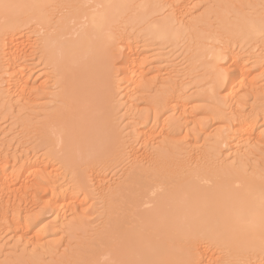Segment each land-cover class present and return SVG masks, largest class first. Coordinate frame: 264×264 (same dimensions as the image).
Masks as SVG:
<instances>
[{
  "label": "bare ground",
  "instance_id": "obj_1",
  "mask_svg": "<svg viewBox=\"0 0 264 264\" xmlns=\"http://www.w3.org/2000/svg\"><path fill=\"white\" fill-rule=\"evenodd\" d=\"M140 1L0 0V68L5 47L10 48L7 55L12 56V51L16 45L15 33L26 30L27 33L39 37L36 43L32 45V50L35 52L32 60L47 65L52 71L50 74L52 73L55 78V85L60 88L58 95L55 96L59 105H53L54 111L44 117L40 115L41 118L45 119L37 121L36 125L34 124L36 129L33 128V124H29L25 128V134L31 140L27 144L32 145L33 142L32 148L36 159L43 158L40 155L42 150L52 147L55 143L61 145L64 153L63 168L68 171L63 173L66 174V179L69 175L73 178H71V188L76 192L75 188L77 187L78 194L80 191L82 194L84 191H88L97 197L94 205L96 207L95 213L99 215L101 223L93 231L95 236L98 238L103 236L105 239L79 243L75 250V257L79 259L81 253H89L91 254L89 258L87 257V260L84 258L80 264L100 263L99 257L102 254L99 255L98 250L104 249L105 253L102 257L106 261L102 264H203L204 254L210 256V254L222 253L221 255L224 254L227 258L226 264H264V171L251 163V159L245 158L249 154H244V156L247 155L245 157L240 156V152L243 153L244 151L241 150L239 151L240 154L236 155L237 162L234 159L235 162L230 163L220 160L217 155L212 158L213 155L210 156L208 151V153H201L199 156L195 155L196 158L191 154L188 156L185 154L184 158H177L174 154L175 157H172V154H166L159 147H152V151H150L146 149L149 141L151 140L152 146L154 142L152 137L157 141L155 138L157 130L153 134L155 129L150 126L151 124L146 125L144 134L141 131L142 137L137 134L140 138L144 136L145 150L137 149L138 147L135 149L134 144L133 148H129L131 150L129 153L125 150L127 148V144L123 142L125 137L115 133L110 124V108L105 104V99L113 81L114 66L121 62L120 67L128 83L134 80L137 74L146 73L152 69L157 70L158 67H161V62L153 64L155 57H152L151 52H141L139 43H129V50L127 49L128 51L124 56L121 53V44L134 39L141 41L143 45L145 43L148 45L147 42L152 41L151 46L154 45L160 49L166 46L172 48L176 43L179 44L182 41L184 33L196 35L197 28L199 29L203 24L200 22L201 24L198 26V22L203 19L199 17L198 22L186 23L188 26H184L185 30L181 29L178 27L179 24L177 26L172 22V19L178 16L173 13L172 18L170 17L172 13L168 16H165L166 13L161 14V11L167 7L166 4L161 5L159 0H147L152 2L151 6L147 7ZM172 1L174 0L169 3L171 4ZM189 2L187 1L185 4ZM162 6H165L163 10ZM77 7L78 11L75 13H63V11ZM188 7L190 8V6ZM183 8L187 9L185 5ZM189 8L188 11L191 10ZM179 9L175 11L177 12ZM186 11L180 13L179 21L183 22L188 19L182 18L189 15V12L191 14V11L188 14ZM81 20L83 21L79 23L80 26L76 29L73 24ZM215 20L218 21L217 18ZM181 21L179 23H182ZM214 22L211 23V26L208 24L212 28L211 30L209 28L212 35L209 32V36L204 39V34L202 37L198 34V37L193 35L198 39L193 40L192 36L187 45V34L185 35L186 47L184 48L186 50L183 55H186L185 58H188L187 61L189 60L191 63H202L203 66H201L204 69L199 68L200 71L203 69L201 71L203 75L200 74L198 77L211 75V81L207 83L208 94L211 98L219 99L218 92L222 87H225L229 91L230 96H228L231 99L229 103L233 104L238 96V94L236 96L233 93L239 84L236 80L237 77H242L243 72L250 73L251 69L249 66L246 67V64H244L245 67L242 64L248 58H244L245 60L240 62L242 67L240 66L239 71L237 70L235 79L232 78L233 69L231 67V70L229 68L228 70L222 69V67L224 68V66L221 67L222 62L229 57L227 54L230 55V53H226L228 50L226 47L231 46V43L233 44V39L228 37L225 31L224 34H220L218 30H214L212 26ZM205 25L203 26L205 27ZM232 25L227 24L229 35H232L234 32L232 30L235 29ZM254 28L255 35L263 38L264 15L259 17ZM254 28L252 26L251 31ZM233 38L234 41L237 39L234 36ZM259 40L261 41V39ZM240 42L243 43V41ZM262 45L264 46V42ZM154 51L155 49L152 51L154 54L158 52ZM249 75L253 76L252 74ZM204 79L207 80L206 77ZM249 86L254 87L251 83ZM256 99L261 100L257 97ZM240 100L238 102L242 103V98ZM181 102V99H175L164 102L156 101V105L154 104L155 108L158 109L154 110L156 117L161 111V118H163V122L160 119L163 133L161 134L163 137L165 136V139L166 133L169 131L170 133H168L172 135L171 130L178 126H175L176 123H172L174 120L172 113L182 110L180 117L183 116V113L186 115L185 112L188 110L184 105L186 102H183L184 104ZM221 102H226V100L223 99ZM221 102L220 105H222ZM235 102L237 104L234 105L235 108L230 113L231 117L227 120L228 130L224 128L225 126L223 127L226 135H231L229 138L232 137V140H236L240 149L245 144L252 146L253 144L256 146L257 144H264V130H261L260 134L257 133L260 119L264 118V103H262L264 100L261 103L253 102L254 105L248 107L251 108L248 113H245L244 108H242L243 105L240 106L237 99ZM244 102L245 107L248 101ZM225 104L223 103V105ZM223 105L222 107H224ZM229 105L228 107H232ZM246 110L248 109L246 108ZM142 119L148 121L149 115L143 116ZM32 121L31 119L29 122ZM174 132L177 133V131ZM133 139L135 141L137 138ZM165 139L162 141L163 144L167 143ZM221 139L219 141L224 142V139ZM216 141L218 142V140ZM219 144L223 146L222 143L219 142ZM247 147L246 150L249 148ZM237 149L239 150V148ZM14 155L0 160V189L3 191L10 190L11 186L14 185L12 181H22V178L27 177V183L22 187L25 190L26 199L19 198V204L14 201L18 204L14 207L18 215L11 210L8 201H6V203L8 202L6 206L3 203V205L0 204V228H3L0 229L1 231L5 230L4 227L11 222L13 223L14 220L15 223L20 222L22 219L20 204L21 202L24 203V200L31 201L32 198V200L42 202L41 198L45 195L48 200L44 205L47 206L51 202L65 200V195H61L63 188L65 191H72L68 187L70 183L68 186L66 185L69 179L67 183L66 181L63 183H66L65 187L70 189H66L61 183L64 178L47 182L43 175L44 172L35 170V163L27 166L24 162L25 159L20 162L19 157L21 156ZM128 160H130L129 164L122 168L124 163H128ZM24 167H26V171L23 174L21 169L24 170ZM120 167L122 168L123 179L106 185L105 174L111 170L117 171ZM23 175H26L25 178ZM89 182H92V187L89 186ZM66 196H70L72 205H76L79 201V197H71V194ZM9 212L11 213L10 217L14 212L13 214L17 215V218L15 216L13 219H9ZM10 220L12 221L10 222ZM32 222L33 220L28 218L25 220L24 226L20 223L23 226H20L22 230L28 229L26 234L30 231ZM10 226L14 225L10 224ZM206 261L208 262L207 259Z\"/></svg>",
  "mask_w": 264,
  "mask_h": 264
},
{
  "label": "rangeland",
  "instance_id": "obj_2",
  "mask_svg": "<svg viewBox=\"0 0 264 264\" xmlns=\"http://www.w3.org/2000/svg\"><path fill=\"white\" fill-rule=\"evenodd\" d=\"M159 1L160 3H162L161 5L166 4L167 6V7L164 6L165 9L162 6V10L163 9L164 10L161 11L162 12L161 14L164 15L166 13L165 16H168L170 15V13H172L171 14L172 16L170 15V17L172 18L174 14L178 16L175 19L173 18L172 22L176 24L177 26L179 24L178 27H181V29H184L185 28L184 26H188L186 23L198 22L199 17L200 19L205 18L204 20L202 19L203 22L202 21L198 22L199 23L198 26H200L201 23L203 24H201L199 29L197 28V32L195 31L198 35H201V37L204 34L203 39L209 36V32H210V35H212V31H210L212 28L210 26H211V23L213 24V22L215 21L214 25H212L214 27L213 29L216 31L218 30L220 34H224L223 32L225 31V34L227 33L228 37L233 39V44H235V46H233V44L231 43V46L229 45L226 47V49H228L226 50V53H230V55L227 54V57L228 56L229 57L226 58L225 60L226 62L225 61L222 62L223 65L221 64V67L224 66V68L222 67V69H227V70L228 68L229 70L233 69L232 78L234 77L233 79H235V77H237L235 74H237L241 66L240 62L245 60L244 58H248L245 61H243L242 64L244 67L246 65H247L246 67L249 66L251 69V72L253 71L251 73L250 70L246 68V70H249L250 73L243 72V74L241 75L242 77L240 76L237 77L236 80H237V83L239 82V84H237L236 88L233 91L235 95L238 94V96L236 95L237 97H240V98H237L234 95V97H236L237 99V102L238 100L242 98L243 100L242 103H240L241 100L238 103H240L239 104L240 106L243 105L242 108H244L245 113H248L250 111L249 109H251L248 107L249 106L251 107L252 105H254L253 102L257 101L258 103H261V101L264 100L263 99L264 98V52H263L264 46L262 45L264 42L263 41L264 36L263 38H261V36L259 37L255 35V31H254L255 30L254 26L256 24V21L259 19L261 15H264V0H180V1L174 0L175 2L177 1L176 2L177 4L174 1H172V3L170 4L169 2H171V0H166V1L163 0V2L162 0H159ZM187 1H190L189 3H186L187 5L189 4L188 6H190V8L185 4V2ZM140 2H142L141 4H145L147 7H150L152 4L151 1H147V0L145 1L141 0ZM167 2H168V5H167ZM184 5L187 7V9L183 8ZM173 6L177 9L181 8L182 11L187 10L186 11L187 14L189 11H191L192 15L189 12V15L185 14L187 17L186 16L182 17L184 19L188 18L189 20L188 19L184 20L185 22L184 21L182 22L180 20L182 23H179L180 22L179 19L181 17L180 13L182 14V11H179L181 10L179 9L176 12L175 10L177 9H175ZM188 8L191 10L188 11ZM76 11H78V7L72 8L71 10H68L65 12L63 11V13L72 14V13H75ZM161 14H156V15L161 17L162 16ZM214 18L215 19L217 18L218 21L215 20ZM82 21L83 20L76 21L73 24V26H75V28L78 29L80 26L79 23H81ZM204 22H206L207 25H205L206 23L204 24ZM226 23L229 25L233 24L232 26L235 29L232 30L234 31L232 35L228 34V28H227ZM208 24H210V26H208ZM251 24L254 28L252 29V31L250 29L252 28ZM203 25H205V27ZM201 28H202V31H201ZM224 29H226L227 31ZM186 34L184 33V37L179 44L176 43V45L172 46V48L171 47L169 48L168 46H166L162 48L163 50L156 46L155 48L154 45L151 46L152 41L147 42L148 45L146 43L143 45L141 44V41L131 39L130 42L129 41L123 42L124 44L123 43L121 44V49H122L121 53L124 56L126 52L129 50L128 48L129 43L130 44L132 42L139 43L141 46V52L142 53L151 52V54H153L152 57H155V58L157 57L156 60L155 58H153L154 60L153 64H158L159 62H161V67H158L157 70L152 69L150 71H147L146 73L135 75L134 80H132L133 83L131 81L129 82L130 83L129 84L127 80L125 79L123 71L121 70V67H120L121 62H119L116 66H114L113 73H112L113 81H112V84L109 86L110 87L108 91L109 94L107 95L105 99V104L108 105L110 108L109 121L114 129V132L117 134H122L125 137L123 142L127 144V148H125L126 151L131 152L130 149L133 148L134 144H135L134 148L138 147L137 149L145 150L146 143L143 140L144 136L143 138H140V137H142V132L144 134L146 125L151 124L150 126L154 127L155 129L153 134H155L157 130L155 134V138L157 139V141L154 140V137H152L153 139L152 141H154L153 146H152V144H150L152 143L150 142L151 138L149 139L150 140L149 145H148V148L146 149L150 151H152L151 150L152 147H156V148L159 147L161 151H164L166 154H169V153L172 154L171 155L172 157L177 156V158H184L185 154L187 156L189 154L193 156L195 155L199 156L201 153L210 152L208 154L210 156L213 155L212 158H214V155L215 156L217 155V157H219L220 160H223V161L225 160V162L229 161L230 163L235 162L236 155H239L240 153H241L240 156H244V154H247V155L249 154V156L245 155L247 157L245 156L244 157L246 159H251V163L257 166V168H260L261 170L264 171V144H261V145L257 144V146L254 144L253 146L251 144L250 145L245 144L244 147L241 146V149H240V146L236 144L237 141L232 140V137L229 138L231 135L229 136L226 135L224 128L228 130L229 124L227 120L231 117L230 113H232V110L235 108L234 105L237 104L235 102L236 99L234 98L235 100L233 101L234 103L232 102L233 104L229 103V101L231 102V99L229 97L230 96L229 91L225 87H222L219 90L218 92L219 99L215 100L210 97V95L208 94L209 87L207 83L211 81V78H212L211 75L208 74L205 76L207 80L204 79L205 78L204 76L202 78L198 77L200 76V74L203 75V73H201V71L204 69L202 67L203 66L202 63L201 62L191 63L189 60L188 62L187 61L188 58H185L186 55H183L186 50L184 48L186 47L185 46L186 43L188 45V42H190L189 40L192 39V36L194 35L193 33L192 34L186 33ZM197 34L194 36L198 37ZM185 35L187 38L186 43H185V39H186ZM189 35H191L190 36L191 38L189 37ZM14 36H15L14 37L15 44L17 46L15 45L12 51L13 53L12 56L7 55V53L10 51V48L5 47V51L3 52V55L1 58L0 160L1 159L3 160V158L5 157H12L14 154H16V156L17 155L21 156L19 157V159L21 160L18 159L20 162L25 159L24 162L27 164V166L32 163H35L36 164L35 170L38 169V170L43 171L44 178L45 180H47V182H50V181L52 182V181H55V179L60 180V178H64V180L61 181V183L64 184L63 182L66 181L67 183L69 179L68 183L67 184L65 183V184L68 186V184L70 183L68 187L71 188L72 187L71 181L73 178L70 177L69 175L66 179L65 178L66 174L64 175L63 173L65 171L66 172L68 171L63 168V164H62V158L64 155L62 151V146L56 145L55 143L52 147L46 148L41 151L40 155L43 156V158L36 159L37 157L35 156V152L33 151V148H32L33 142H32V145L27 144L31 140H30V137L25 134V131H24L25 128L27 127V125L33 124V128L36 129L34 124L36 125L37 121L41 119L42 120L45 119L41 117H44L45 115L54 111L53 107L56 104L59 105L58 102L56 101L55 96L58 95L60 88L59 86L55 85V78L52 75V73L50 74V72H52L51 69L47 65H44V63L42 64L39 61L32 60V56H35L34 55L35 52L32 50V45L36 43L39 37L29 32L27 33L26 30L16 32ZM194 36H193V40H197L198 38H195ZM233 36L235 37V39L237 37L235 41H234ZM238 37H241V38H238ZM199 39H202V38L199 37ZM258 39H261V41L260 40L258 41ZM240 41H243V43ZM182 42L185 44H183ZM180 46L183 48L181 49ZM153 48L155 49L156 52L157 51L158 52L154 54L152 52L154 50ZM235 53L238 55H236ZM164 62H166L167 64H165ZM245 62H248V63H245ZM236 64H238L239 66H237ZM199 67L203 69H201L200 71ZM152 68H153V65H152ZM196 71H199L200 73L198 72L199 73L198 74ZM249 74H252L253 76H250ZM249 82L252 84V86H254L253 88L249 86L250 84ZM256 97L260 99L263 97L262 98L263 100L256 99ZM175 99L177 100L181 99L182 100L181 103L183 102L188 103V104L183 103L186 109L188 110H186L185 112L186 115L183 113L184 117L183 116L180 117L182 110H177L176 112L172 113L173 114L172 117H174L173 118L174 120L172 123L173 124L176 123L175 126L176 125L178 126L175 129L173 127V129L171 130V132H173L172 135L169 134L170 132L168 131L169 133L168 132L166 133V139H165L164 138L165 136L164 137L162 136L163 133H162L161 128H162L163 118H161L162 117V115L160 114L161 111L158 112L157 117L155 116L154 110L157 109L155 108V105H156L155 102L156 101H161V102L173 101ZM223 99L226 100L228 105L231 104L229 106H232V107H228V105L225 104L226 102H221L223 101ZM219 101L221 102L222 105L223 103L225 104L223 105L224 107L220 105ZM244 101L246 102L248 101L245 107H244L245 105ZM246 108L248 110H246ZM146 115H149L148 121L142 119L143 116H146ZM31 119L33 120L32 121L33 123L29 122L31 121ZM160 119L162 122L160 121ZM261 119H260V123L258 124L259 128H257L258 134L262 132L261 130H264V118L262 117ZM143 120H144V123H143ZM154 120L158 122V125H156L157 122L155 123ZM179 121L181 123L177 124V122ZM160 122H161V125H160ZM174 131H177V133H175ZM133 134L134 136L137 134L141 136L139 137L137 135L134 137ZM167 135H169L170 137H168ZM222 137L224 139V142L226 141L225 143L222 141H219ZM133 138L135 139L137 138V139L134 141ZM164 139L166 140L167 143L163 144L162 141ZM216 140H218V142ZM219 142L222 144L224 143L223 146H221ZM143 144L145 147L143 146ZM231 145L233 149L231 148ZM246 147L248 148V150H246ZM237 148H239V150ZM213 149L217 151L215 152ZM241 150L242 151L244 150L243 153L242 152L239 153V151ZM213 151L214 153H212ZM220 151L225 152L226 155H229V156H226L225 153H222ZM227 151H228V154H227ZM217 157L215 158L217 159ZM26 160L27 161L29 160V161L27 162ZM129 161L130 160L127 161L128 163H124L125 165H123L122 168L126 166V164L128 165ZM25 168L26 167H24V170L23 168L21 169L22 173L26 171ZM122 168L120 167L117 170L118 172L112 171V170L108 171L107 174H105V178H104L105 184L111 185L115 183L116 181L122 180L123 179ZM25 176L26 175H23L24 178ZM25 179L22 178V181L20 180L18 182L12 181L14 185L12 184L13 186H11L12 187L10 189L11 191L10 190L3 191L0 189V197H1L0 200H3V201H0V204L3 203L6 206V204L9 202V205L13 206V207L10 206L11 210L15 212L16 209L14 207L19 204L18 202L19 198L22 197V199H24L26 197L25 190L22 188L23 185L27 183L26 182L27 177ZM65 184L63 185L64 187L66 186ZM89 186L90 187L93 186L92 182H89ZM70 188H66V189H70ZM93 188L96 189V187H93ZM63 189L61 191L62 192L61 195H65V200L63 199V201L61 200V201L54 202V203L51 202L50 205L47 204V206L44 205L46 204L45 202H47L48 200L47 199L48 197H46L45 195H43L44 197L42 196L41 198L42 202L38 200H32V198H31V201L24 200V203L21 202L20 208H21V214H22L21 218L22 219H20V222L15 223L14 222L15 220H14L13 221L14 224H13L11 222L12 220H10L11 223H9L8 226L4 227L5 230L1 231L3 228H0L1 229L0 230V264H80L82 263L84 258L87 260L91 254L81 253L80 255L81 257L79 259L78 258L76 259L75 250L78 244L87 243L93 240L96 241L98 239L99 240L105 239V237L103 236L98 238L97 236L94 235V231H93L94 229L98 228L101 223V221H99L100 220L99 215L95 213L96 207L94 205L96 204L95 200L97 199V197L91 195V192L88 193V191H84L85 192V194L83 192L84 195L82 194L81 191L78 194L77 187L75 188L77 193L74 192L73 188H71L72 191L66 190L67 192L65 191V189L63 191ZM29 193L31 194L30 191ZM67 194L68 195L71 194V197H79L78 203L76 205H72L73 203L72 201H70L71 200L69 198L70 196H66ZM44 198L46 199V201ZM6 201L8 202L6 203ZM14 201L18 202V204ZM11 202L12 203L14 202V203L10 204ZM11 210L10 212H12ZM10 212H9V219L10 218L13 219L15 216L17 218L18 212H15V214L17 213V215L13 214L14 213L13 212L11 217H10V214H11ZM25 216L33 220L32 224L30 225V228H29L30 231L28 232V234L25 233L28 229H26V231L22 230V227L25 224V220L28 219ZM20 223H22L23 226ZM10 224L14 226H10ZM17 225H19L18 228H17ZM6 227L8 228L7 231H6L7 229ZM205 243L208 244L207 242ZM205 243L204 245H206ZM94 248H97V247L94 246ZM98 251H99L98 252L99 255L100 254L103 255L105 253L104 249H99ZM214 254L213 255L210 254L211 257L209 256V254L208 255L204 254L203 264H208V263L209 264H226L227 263V258L226 256H224V254L223 255H221L222 253H214ZM218 254L220 255L218 256ZM102 255L99 257L100 263H92V264L104 263L106 260L102 257ZM206 259L208 260V262L206 261Z\"/></svg>",
  "mask_w": 264,
  "mask_h": 264
}]
</instances>
